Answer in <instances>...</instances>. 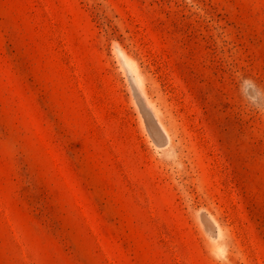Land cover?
I'll list each match as a JSON object with an SVG mask.
<instances>
[{"label":"rangeland","instance_id":"1","mask_svg":"<svg viewBox=\"0 0 264 264\" xmlns=\"http://www.w3.org/2000/svg\"><path fill=\"white\" fill-rule=\"evenodd\" d=\"M0 264H264V0H0Z\"/></svg>","mask_w":264,"mask_h":264}]
</instances>
